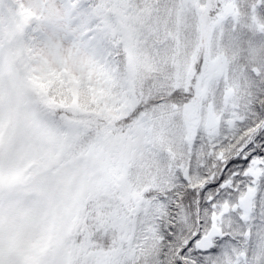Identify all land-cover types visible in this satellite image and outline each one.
<instances>
[{
  "label": "snow or ice",
  "instance_id": "obj_1",
  "mask_svg": "<svg viewBox=\"0 0 264 264\" xmlns=\"http://www.w3.org/2000/svg\"><path fill=\"white\" fill-rule=\"evenodd\" d=\"M0 264H264V0H0Z\"/></svg>",
  "mask_w": 264,
  "mask_h": 264
}]
</instances>
